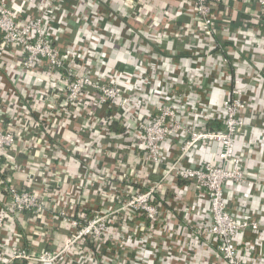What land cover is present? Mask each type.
<instances>
[{"label":"built area","instance_id":"obj_1","mask_svg":"<svg viewBox=\"0 0 264 264\" xmlns=\"http://www.w3.org/2000/svg\"><path fill=\"white\" fill-rule=\"evenodd\" d=\"M78 1L79 5L84 2ZM253 1L259 8L253 25H264V0ZM183 5L182 8H190L189 12L197 23L201 37L212 38L216 31L215 20L218 19L212 0H185ZM33 9L32 0H0V63L9 48L19 47V65L22 70H39L44 65L50 73H58L57 76L62 78V85L61 89L59 85V88L53 87L49 90L54 93L58 89L50 101L48 96L47 99L42 97L47 92L42 91L41 83L35 84L38 87L35 88L27 85L21 87L17 82L6 85L0 82V193L7 198V201L0 204V264H86L74 256L76 253H84L78 249L86 242L99 247L98 255L92 258L97 264L103 260L109 264L120 263L123 255L118 240L133 243L132 240L137 238L136 235L130 237L125 232L127 220H144L156 229L158 236L162 232L161 236L169 239L164 230L165 215L169 209H176L173 205L176 196L175 189L167 185L166 180L175 185L190 182L205 196L206 210L202 212L203 220L198 226L191 225L192 234L208 239L206 241L211 243L220 264H257L243 259L246 246L239 245L238 237L247 232L256 233L264 226L250 213L234 215L226 198L228 185H259L257 180L245 177L242 159L236 149L239 129L247 126L241 115L246 103L238 78L233 79L228 96L221 102L223 120L220 129L186 127L177 110L163 100L154 105V117L151 120L140 122L136 126L142 134L143 148L136 146L138 152L142 149V156L134 167L133 175L128 172L129 166L117 171L112 178L99 177L92 184H88L85 180L88 168L83 165L86 158L81 157L82 164L77 168L79 179H67L65 194H60V161H64L65 165L69 163L68 152L57 141L49 139V129L56 128L60 132L61 110L69 109L66 118L70 120L83 117L85 113L79 111L87 109L90 115L84 117V120L87 124L91 123V131L96 127L99 134H104L106 127L114 120L120 125L124 124V115L132 101L133 82L131 77H123L119 70L112 75L107 72L108 67L104 66V61L98 55L104 35L99 36L98 44L90 41V37L87 38L89 42L84 37L83 47L75 48L74 43L70 46V60L66 63L53 45L52 35L48 32L55 7L40 15L27 12ZM23 12L28 16L20 21L19 14H24ZM103 20L102 15L98 20L90 21L84 17L83 23L99 24ZM96 32H100V29L93 27V34ZM184 33L186 29L178 30L173 35L184 36ZM102 67L104 71L100 70ZM129 72L132 73L131 70ZM14 76L13 73L11 78ZM105 76L108 77L107 80ZM40 102L50 105L49 116L44 117L41 113ZM42 130L49 133V137L42 134ZM84 130L85 133L88 132ZM182 133L187 134V138L182 141L177 156L171 161H164L160 151L164 149V143L167 142L165 140L171 135ZM121 144L125 148L121 147L117 153L119 156L121 152L128 154L130 149L135 150L130 141H123ZM199 144H215L218 162L204 161L198 165H184V156ZM37 147L41 149L38 151ZM152 172H158L159 177L145 182L144 178ZM18 174L24 177L19 185L15 182ZM88 189L93 194L94 201L85 203L81 201L82 195ZM78 202L79 205L75 208ZM67 207L73 208V212L68 213ZM20 214H26L29 221H40L43 225L50 223L52 219L61 218L70 228V232L60 249H42L39 253H32L18 247L14 241L7 240L4 235L5 227L12 224L14 218ZM185 221V217H182L180 224L185 225ZM111 229L115 230L112 238L109 236ZM254 241L255 246H259L257 239ZM142 243L144 247H150L156 242L148 236ZM249 251L254 254L253 249ZM134 254H129L132 264H165L167 260L172 264H183L170 251L157 262L150 258L149 261H144L138 256L134 257ZM258 259L261 260L259 264H264V252L259 254Z\"/></svg>","mask_w":264,"mask_h":264},{"label":"crops","instance_id":"obj_2","mask_svg":"<svg viewBox=\"0 0 264 264\" xmlns=\"http://www.w3.org/2000/svg\"><path fill=\"white\" fill-rule=\"evenodd\" d=\"M141 1L156 2L160 10L152 14L146 10L148 13L144 14L140 6ZM183 1L185 0H84L79 5L78 0H32L34 9L27 11L32 15H40L43 11H51L55 7L48 32L52 35L53 45L59 53L60 50L71 51L70 46L74 43L75 48L83 47L84 37L86 39L90 37V41L98 44L99 36L104 35L98 55L104 61V66L108 67L107 72L112 75L115 71L116 73L120 71L123 77H131L133 82L132 101L124 115L126 126L124 139L118 134L107 136H105L107 132L99 134L96 127L91 131V123L87 124L84 120L89 113L87 109L79 111L85 113L83 117L78 116L70 120L66 118L69 109L61 110L57 143L66 149V153L68 152L69 163L65 165L64 161L63 163L60 161V194H65L67 179H79L77 168L82 164L81 157L86 158L83 165L88 168L85 178L88 184H92L99 177L112 178L117 171L127 169L129 166L128 172L133 175L134 167L142 156V149L138 152L136 146L143 148L142 134L136 126L140 122L151 120L154 117V105L163 100L177 110L183 125L188 128L221 127L223 120L221 102L228 96L233 79L238 78L246 103L241 115L247 126L238 132L236 149L242 159L245 177L257 180L259 185L251 187L228 185L226 198L234 215L250 213L264 226V29L253 25L259 8L253 0H212L218 19L215 20L216 31L212 38H206L201 37L197 23L189 12L190 8L188 6L182 8ZM102 6L107 8L104 13ZM23 13L19 14L20 21H24L28 16ZM102 13L105 21L108 20L104 23L103 29L97 23H83L84 17L87 21L98 20ZM153 17L161 18L159 26L152 24ZM143 18H147V21L146 27L142 29L145 20ZM140 20H143V23ZM93 27L100 29V32L93 34ZM185 29L184 36L173 35L178 30ZM87 41L89 42L88 39ZM19 57V47H11L5 52V57L1 58L0 63V82L5 85L17 82L21 87L41 83L42 91L47 92V95L42 97L47 99L48 96L51 101V96H55L58 89L54 90V93L49 90L53 87L59 88V85L61 89L62 78L60 79L56 72L50 73L51 71L44 65H41L42 68L39 70L24 71L20 68ZM100 70L104 71V67ZM13 73L15 76L11 78ZM104 78L108 79L107 76ZM39 109L44 117L51 114L49 104L40 102ZM84 129L88 132L85 133ZM97 138L100 140L96 141ZM186 138L185 133L168 137L164 149L160 151L162 159L171 161L175 158L182 141ZM123 141H130L135 150L130 149L128 154L121 152L119 156L117 153L121 147L125 148L121 144ZM37 149L39 151L41 148ZM124 152L126 153V149ZM216 154L215 144L195 145L184 156L183 164L218 162ZM23 179L21 174L16 175V184L19 185ZM144 179L147 183L150 180L148 177ZM166 183L175 189L176 196L173 203L176 209H169L165 215L164 230L170 238H163L162 232L158 236L156 229L144 220L139 222L127 220L125 232L130 237L136 235L137 238L132 240L133 243L118 240L123 257L120 263L113 264H132L129 254L134 253V257L138 256L144 261H149L150 258L157 262L165 257L168 251L175 253L183 264H220L211 243L206 241L208 239L192 234L191 225L198 226L203 220L202 212L206 210L205 196L190 182L175 185L172 181L166 180ZM92 198L93 194L88 189L87 193H83L81 201L89 203L94 201ZM4 200L7 201L6 196L0 193V204ZM78 205L79 202L75 208ZM66 211L72 213L73 208L67 207ZM182 217L186 219L185 225L180 224ZM5 228L4 235L7 240L14 241L18 247L32 253H39L42 249L58 251L70 232V228L61 218L52 219L50 223L43 225L40 221H29L26 214L17 215L13 223ZM114 231L113 229L109 231L111 238L115 234ZM148 236L156 243L144 247L142 242ZM255 239L259 246H255ZM238 243L246 246L243 259L259 264L261 261L258 259L259 254L264 252V227L256 233L247 232L240 235ZM82 246L78 251L89 253L87 258H84L83 252L76 253L75 258L86 264H97L92 258L98 255L99 247L91 242H86ZM249 249H253L254 254L250 253ZM105 262L103 260L100 264H109ZM165 264L172 263L167 260Z\"/></svg>","mask_w":264,"mask_h":264},{"label":"trees","instance_id":"obj_3","mask_svg":"<svg viewBox=\"0 0 264 264\" xmlns=\"http://www.w3.org/2000/svg\"><path fill=\"white\" fill-rule=\"evenodd\" d=\"M156 2H153V1H149V2H146V1H144V2H140V6H141V10L144 12V14L145 13H148V12H146V10L147 11H151V14L153 13V12H156V11H159L160 10V8H158V6L155 4ZM150 7H151V9H150ZM141 11V13H143ZM160 17V16H159ZM159 17H157V18H152V24H155V25H158L159 26V24H160V20H161V18H159ZM143 19H145L144 20V25H143V27H142V29L144 28V27H146V21H147V18H143ZM140 22L141 23H143V20H140ZM149 24H151V23H149ZM132 27L134 28V29H136L135 28V26L134 25H132ZM260 27H262L263 29H264V25H260ZM140 32V31H139ZM60 55L64 58V60H65V62L66 63H68L69 62V56H70V53L69 52H67V50H60ZM89 113H88V117H89ZM124 119V118H123ZM221 127H217L216 129H220ZM42 134H46V135H48L49 136V133L47 134L46 132H44L43 130H42ZM106 135L105 136H107L108 134H110V135H120V136H122L123 137V139L126 137V126L123 124V125H121L120 126V123L117 121V120H114V121H112V123L108 126V127H106ZM100 140V138H97V140L96 141H99ZM117 140L118 141H120V139H118L117 138ZM52 141H59V140H57V138L56 139H52ZM156 176L157 177V175L159 176V174H158V172H152L149 176H148V178L150 179L149 181H154V180H156L153 176ZM89 252V251H88ZM94 252H95V250H93L92 251V253L94 254ZM88 254L89 253H87V252H84V258H87V256H88ZM19 264H27V263H19Z\"/></svg>","mask_w":264,"mask_h":264},{"label":"rangeland","instance_id":"obj_4","mask_svg":"<svg viewBox=\"0 0 264 264\" xmlns=\"http://www.w3.org/2000/svg\"><path fill=\"white\" fill-rule=\"evenodd\" d=\"M101 9L103 10L102 12L104 13V11L107 9L106 7H101ZM103 13L102 14H100V15H102L103 16ZM106 21H108L107 19H106ZM105 21V19L101 22V23H99L98 25H99V27L101 28V29H103V26H104V23L106 22ZM101 43H103V40H101ZM105 80H107V79H105ZM7 122V121H6ZM244 128H246V127H242V128H240L239 129V131H241L242 129H244ZM55 130H56V128H55ZM55 130H53V129H49V133H50V137H49V139L52 141V139H56L57 137H58V133H57V131H55ZM52 134V135H51Z\"/></svg>","mask_w":264,"mask_h":264}]
</instances>
